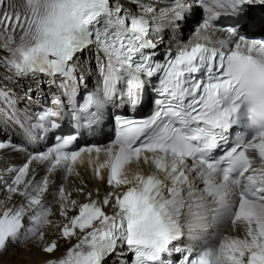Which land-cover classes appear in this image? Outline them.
<instances>
[{
  "label": "snow or ice",
  "instance_id": "snow-or-ice-1",
  "mask_svg": "<svg viewBox=\"0 0 264 264\" xmlns=\"http://www.w3.org/2000/svg\"><path fill=\"white\" fill-rule=\"evenodd\" d=\"M255 6L264 0H0V131L15 125L0 155L24 156L0 172V264H264ZM190 19V38L165 47V30L182 35ZM25 78L48 91L29 87L37 107L21 110L12 86ZM105 115L114 138L73 148ZM85 161L99 183L66 191Z\"/></svg>",
  "mask_w": 264,
  "mask_h": 264
},
{
  "label": "bare ground",
  "instance_id": "bare-ground-1",
  "mask_svg": "<svg viewBox=\"0 0 264 264\" xmlns=\"http://www.w3.org/2000/svg\"><path fill=\"white\" fill-rule=\"evenodd\" d=\"M183 29V34L181 35L179 32L175 33L179 39L183 40V41H187L191 35H188L187 32H188V26L185 25L182 27ZM173 32L172 30L169 28V29H166L165 32H164V35L166 36V45L169 43V41L171 40L170 36H172ZM0 134H4L5 136H10V137H14L13 136V132L6 128L5 130H2L0 131ZM4 138H2V136H0V140H2ZM16 157L24 160V156L23 154H15ZM0 161H2V159L0 158ZM3 161L2 163H0V172H3L2 169L6 166L5 164H3ZM80 176L79 178H77L76 176H73L71 177L67 183L65 184V187H66V191H69V192H72L73 188L74 187H78L80 185V179H83V181L89 185V187H92V188H95L96 184H98L99 182L98 181H95L92 179V176H91V171L90 169L88 168V165H87V162L85 161V164L84 165H77V169H76ZM5 176H7V173H3ZM101 195H103V191L101 190ZM6 196V193H0V199H3L4 197ZM51 197H49L50 199ZM72 198L73 199H78L81 203L84 202V197L83 196H77L74 192H73V195H72ZM15 199V198H14ZM8 206H11V202L8 203ZM58 206L57 205H54L53 208L54 210L57 208ZM3 211V206H0V212ZM70 214H75V213H70ZM52 220L54 221H57L59 220L60 218L57 216H53L51 217ZM57 231L56 228H51L49 230V239H54L55 238V232ZM76 241L73 240L72 243H75ZM68 245L67 244H62V246L60 247V249L55 253V256L59 257L63 252L66 251ZM10 255V258H8ZM12 258V253L10 254H7L5 255L2 259L4 261H8V260H11ZM47 259V257H44L43 255L37 253L35 255V260L37 262L39 261H42V260H45ZM109 264H111V262H109Z\"/></svg>",
  "mask_w": 264,
  "mask_h": 264
},
{
  "label": "rangeland",
  "instance_id": "rangeland-1",
  "mask_svg": "<svg viewBox=\"0 0 264 264\" xmlns=\"http://www.w3.org/2000/svg\"><path fill=\"white\" fill-rule=\"evenodd\" d=\"M10 253H12L11 251H9V253L8 254H10ZM7 255V254H6ZM8 258H10V255H9V257ZM12 259V258H11Z\"/></svg>",
  "mask_w": 264,
  "mask_h": 264
}]
</instances>
